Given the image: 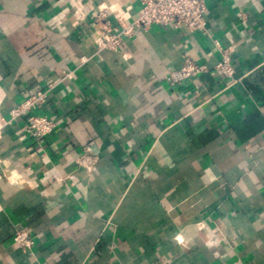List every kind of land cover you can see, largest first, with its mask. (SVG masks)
Instances as JSON below:
<instances>
[{
  "label": "crops",
  "instance_id": "0c3cea01",
  "mask_svg": "<svg viewBox=\"0 0 264 264\" xmlns=\"http://www.w3.org/2000/svg\"><path fill=\"white\" fill-rule=\"evenodd\" d=\"M140 1L0 0V119L49 89L37 114L58 123L3 130L0 264H264V0H205V33L99 50L97 12L131 23ZM185 58L208 72L169 85Z\"/></svg>",
  "mask_w": 264,
  "mask_h": 264
},
{
  "label": "built area",
  "instance_id": "2783aa9c",
  "mask_svg": "<svg viewBox=\"0 0 264 264\" xmlns=\"http://www.w3.org/2000/svg\"><path fill=\"white\" fill-rule=\"evenodd\" d=\"M140 2L141 12L131 23L126 22L120 16L117 24L114 25L105 9L97 12L94 20L99 28L96 32V44L99 50L118 51L125 40L133 38L138 31H146L153 26L171 27L175 30L183 28L190 33L206 32L205 15L208 8L205 0H141ZM216 45L221 58L215 67V71L223 79L234 81L236 71L230 53L228 50L220 48L217 43ZM206 72H208L206 65H200L189 58H185L180 69L168 72L166 81L172 86L182 85L199 79ZM70 75L67 73L65 78L70 77ZM49 91V89H45L29 96L10 111L8 118L0 119V139L3 130L8 125L22 120L25 121L24 133L38 142L53 135L57 131L58 123L48 116L37 114V111L47 103ZM13 241L24 252L33 254L36 245L28 231L18 230Z\"/></svg>",
  "mask_w": 264,
  "mask_h": 264
}]
</instances>
